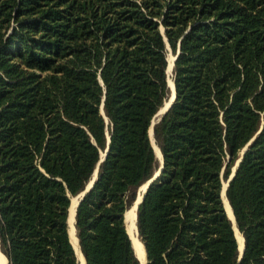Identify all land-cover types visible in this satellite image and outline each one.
Returning a JSON list of instances; mask_svg holds the SVG:
<instances>
[{
	"label": "trees",
	"instance_id": "obj_1",
	"mask_svg": "<svg viewBox=\"0 0 264 264\" xmlns=\"http://www.w3.org/2000/svg\"><path fill=\"white\" fill-rule=\"evenodd\" d=\"M264 264V0H0V250L8 264ZM101 105L104 115L101 113ZM246 146L241 156L242 149ZM242 234L238 245L221 200Z\"/></svg>",
	"mask_w": 264,
	"mask_h": 264
},
{
	"label": "water",
	"instance_id": "obj_2",
	"mask_svg": "<svg viewBox=\"0 0 264 264\" xmlns=\"http://www.w3.org/2000/svg\"><path fill=\"white\" fill-rule=\"evenodd\" d=\"M176 56H177V54H175L173 57H172V60H171V67H170V70L172 71V67H173V65H174V61H175V58H176ZM167 62H168V59H167ZM167 73H168V71H169V63L167 64ZM172 81V84L167 80V83H168V86H169V94H168V102H167V104H166V106L164 107V109H162V110H160L159 109V111L153 116V118H152V120H151V124H150V126H149V129H148V135H149V138H150V136H153V126H154V124H155V122L156 121H158L164 114H165V112L170 108V106L172 105V103L174 102V100H175V98H176V91H175V87H174V82H173V79L171 80ZM171 89H173V91H174V94H173V97L171 98L170 97V92H171ZM166 102V101H165ZM101 113L104 115V111H103V108H102V105H101ZM150 142H151V145H152V147H153V149H154V151L156 152V154H157V156H158V160H159V164H158V167H157V169H156V171L154 172V174L147 180V181H145V183H146V187H145V189H144V191L141 193V195H140V197H136L135 198V200H134V204H135V209H136V211H137V207H138V205H139V203L142 201V199L144 198V195H145V193H146V190L148 189V187H149V185L152 183V182H154L155 181V179H157L158 177H159V175H160V173H161V171H162V166H163V158H162V154H161V152H160V150H159V148H158V151H159V154H158V152H157V150L154 148V143H155V141H154V137H153V140L151 141V138H150ZM156 145V144H155ZM157 146V145H156ZM158 147V146H157ZM245 149H246V146L242 149V151H241V156H242V154L244 153V151H245ZM106 152H107V149L105 150V152L103 153V154H101V157H100V160H99V162L97 163V166H96V169H95V172H94V174H93V176H92V179L90 180V184L88 183L87 185H86V187H85V189H84V191H82L78 196H77V198L78 199H76V204H75V213H76V208H77V205L79 204V202H80V200L82 199V197H83V195L85 194V192H87L91 187H92V185H93V183H94V181H95V179H96V175H97V168H98V166H99V163L104 159V157H105V155H106ZM159 155H160V157H159ZM241 156L238 158V160H237V162H236V164H235V166L233 167V169H232V172H231V174H230V176H229V178H228V180L226 181V183H223V186H222V189H221V200H222V203H223V206H224V209H225V204H224V201H223V199H222V193H224L225 194V190H226V187H227V185H228V182L232 179V177L234 176V174H235V171H236V165H238V163L240 162V160H241ZM72 199V198H71ZM229 203V202H228ZM71 204H72V200H71V202H70V206H69V210H68V216H67V226H68V229H69V214H70V207H71ZM127 212V210L125 211V213ZM75 213H74V217H73V227H74V230H75V226H74V221H75ZM225 213H226V216H227V218L230 220V218H229V216H228V214H227V212H226V209H225ZM232 215H233V213H232ZM124 220H125V214H124ZM233 223L231 222V220H230V222H231V225H232V228H233V230H234V226L236 227V222H235V218H234V215H233ZM136 222V221H135ZM234 225V226H233ZM125 226H126V223H125ZM236 229H238L237 227H236ZM239 231V230H238ZM138 232V231H137ZM234 234H235V231H234ZM235 237H236V235H235ZM71 242V241H70ZM76 243H77V247H78V250H79V253L81 254V256L83 257V255H82V253H81V251H80V248H79V244H78V241H77V238H76ZM72 244V243H71ZM73 246V245H72ZM133 247V246H132ZM238 248V247H237ZM73 249H74V252H75V254H76V257H77V259H78V261H79V264H81V262H80V259H79V257H78V254H77V251L75 250V248L73 247ZM134 250V249H133ZM0 253L5 257V259H6V262H5V264H8V259H7V257L3 254V252L0 250ZM134 253H135V251H134ZM243 253H244V245H243V248L240 250L239 248H238V260H240L241 259V257H242V255H243ZM136 255V254H135ZM137 257V256H136ZM83 259H84V257H83ZM137 259L139 260V262H140V264H142L141 262V258L139 259L138 257H137ZM0 262H1V259H0ZM1 264V263H0ZM84 264H86V262H85V259H84ZM145 264H147V253H146V249H145Z\"/></svg>",
	"mask_w": 264,
	"mask_h": 264
},
{
	"label": "bare ground",
	"instance_id": "obj_3",
	"mask_svg": "<svg viewBox=\"0 0 264 264\" xmlns=\"http://www.w3.org/2000/svg\"><path fill=\"white\" fill-rule=\"evenodd\" d=\"M170 63H171V61H170ZM172 94H174V92H172ZM150 138H151V141H152L153 140V137L150 136ZM154 148L157 150V152L159 154V151H158V149H157V147L155 145H154ZM140 195H138L137 197H140ZM222 199H223L224 204H225L226 212H227V214H228L231 222L233 223L234 220H233L232 211H231L230 205H229V203H228V201H227L226 196H225L224 193H222ZM132 206H131L132 208H130L129 210H127V212L125 213L126 230L128 232V235H129V238L131 240V244L133 246V249L135 251L136 256L139 259L141 258V261H142L141 263L142 264H145V248H144V245H143L142 241L140 240V238H139V236L137 234V229H136V225H135V217H136L135 204H133ZM74 213H75L74 204H71L70 214H69V221L71 222V220H72V223H73V217H74L73 215H74ZM71 226L72 225H70V227ZM234 231H235V235H236V240H237L238 248L241 250L243 248V245H244L242 234L238 231V229H236L235 226H234ZM239 233H240V235H239ZM69 238H70V241H71L73 247L77 251V254H78V257L80 259V262L82 261V263L84 264V261H83L84 259L81 256V254L79 253V250H78V247H77L75 230H74L73 227H71L69 229ZM0 259H1V262L0 263L1 264H5L6 259H5V257L1 253H0Z\"/></svg>",
	"mask_w": 264,
	"mask_h": 264
},
{
	"label": "rangeland",
	"instance_id": "obj_4",
	"mask_svg": "<svg viewBox=\"0 0 264 264\" xmlns=\"http://www.w3.org/2000/svg\"><path fill=\"white\" fill-rule=\"evenodd\" d=\"M174 55L171 53V51L169 50L168 51V53H167V59H168V63H169V71H168V73H167V80L172 84V71L170 70V67H171V63H170V61L172 60V57H173ZM172 92H174L173 91V89H171V92H170V97L172 98V96H173V94H172ZM169 97H167V99L165 100L166 102H164V104H163V106H162V108L160 109V110H162V109H164V107L166 106V104H167V102H168V99ZM154 145H155V143H154ZM156 146V145H155ZM157 147V146H156ZM157 149H158V147H157ZM101 154H103V153H101ZM160 157V156H159ZM234 167V166H233ZM233 169V168H232ZM91 182H89V184H90ZM223 183H226V181H224ZM145 187H146V184L144 183V185L142 184L141 186H140V188H139V190H137V192H136V197L138 196V195H140L143 191H144V189H145ZM76 199H78L77 198V196H74V197H72V204H74V208H75V204H76ZM75 202V203H74ZM134 203H132V205H133ZM132 205H130V207L128 208V210L130 209V208H132L133 206ZM132 206V207H131ZM74 216V215H73ZM70 225H72L71 227H73V224H72V220H71V222L69 221V226ZM71 227H69V229L71 228ZM74 228V227H73ZM69 229H68V232H69ZM238 232V231H237ZM239 235H240V233H239ZM76 236V235H75ZM84 261V260H83ZM81 264H83L82 263V261H81Z\"/></svg>",
	"mask_w": 264,
	"mask_h": 264
}]
</instances>
